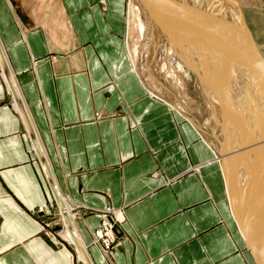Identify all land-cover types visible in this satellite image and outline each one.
I'll return each mask as SVG.
<instances>
[{"label": "crops", "instance_id": "obj_1", "mask_svg": "<svg viewBox=\"0 0 264 264\" xmlns=\"http://www.w3.org/2000/svg\"><path fill=\"white\" fill-rule=\"evenodd\" d=\"M128 6L0 0V49L46 161L0 63V264H85L57 196L92 264H256L221 161L134 63ZM95 209L117 214L107 259Z\"/></svg>", "mask_w": 264, "mask_h": 264}, {"label": "bare ground", "instance_id": "obj_2", "mask_svg": "<svg viewBox=\"0 0 264 264\" xmlns=\"http://www.w3.org/2000/svg\"><path fill=\"white\" fill-rule=\"evenodd\" d=\"M140 1L141 5L148 11L154 25L158 28L159 34L164 38L165 43L160 47V52L166 54L168 60L171 62L170 65H173L167 64V66L165 63L164 66L162 64V68L166 72L165 75L177 83L180 80L175 74V69H182L184 67L187 71L192 70L197 73L198 79L203 86L201 87L207 96L209 108L215 109L216 106L218 107L216 118L214 117L216 122L221 117L219 124H225L222 129L225 133L224 135L228 136L226 137L227 139H229V136L233 137L229 140L227 149H230L229 145H231V149H238L236 153H238L237 156L239 158L231 157L232 165H230L229 161L230 164L227 167L228 173L225 171V164L223 166L230 208L244 238L245 246L252 256L254 255L250 250V246L258 248L259 255L257 260L255 259V263L264 264V108L262 107L263 109H261V104L256 103L255 109L262 126L258 123L256 117L252 115V112L248 109L241 98L240 92L236 88L230 66L227 62L225 48L230 50L231 56L249 74L248 76L258 81L259 88L261 85H264V69L254 55V48L248 40L239 36L238 30H236L238 33L236 35L234 32L228 31L222 22L210 17L192 15V11L195 9L205 11L232 23L233 26H237H234L235 28H241L244 31L241 27L243 25L237 19L238 17H242L236 13V10L239 11L237 0H211L213 7H207V0L201 3L200 8L187 5L186 2H182L181 0V2L177 0ZM181 5L190 8V11L185 8L184 10L180 9ZM129 8H131V0L128 6V17L131 14ZM242 19L244 20L243 17ZM139 25L142 29V20L139 21ZM222 37L226 45H224ZM1 62L5 72L4 77L6 76L5 79L8 81L12 91L10 81L13 84L14 81L0 49ZM16 93L18 94L17 90ZM15 100L22 111L19 95ZM222 152L220 155H216L220 161L224 162L226 156H224V151ZM232 155H235V153ZM234 159L236 160L235 164H233ZM231 169H234L236 180L235 185L232 181L234 179L231 180L232 186L229 179ZM47 174L50 177L48 171ZM50 180L53 184L52 179ZM57 199L60 201L58 196ZM60 209L63 221L72 240L76 244L80 256L85 264H92L89 262L83 246L79 243L80 240H78L79 238L77 239V234H75L71 227L68 215L61 201ZM108 212L98 211L99 215L103 216L101 217V222L104 221L105 226H107L106 234L114 236L115 225L118 224L117 219L115 220L114 217L117 218V214L113 213V216H111ZM108 224L113 225L110 230ZM94 242L100 248L97 237ZM105 258L107 259L106 256Z\"/></svg>", "mask_w": 264, "mask_h": 264}, {"label": "rangeland", "instance_id": "obj_3", "mask_svg": "<svg viewBox=\"0 0 264 264\" xmlns=\"http://www.w3.org/2000/svg\"><path fill=\"white\" fill-rule=\"evenodd\" d=\"M181 1L186 2L187 5L200 8L201 3H204L207 0ZM237 3L239 5V11L236 10V13L238 16H242L244 20L242 19V17H238L237 19L243 25L241 27L244 29V33L246 34V36L248 38H253L255 44L258 46L260 53L264 57V0H237ZM206 4L207 7H213L211 0H208ZM130 10L131 34L128 46L130 48L131 55L134 58L135 65L138 67L140 73L145 78L148 87L152 89L151 91H149L150 94L156 97H163L171 105L175 112L182 115L184 114L187 119H190L199 129L200 134H203L202 136H204L206 141L213 148L215 154L220 155V153H223L222 151H224V156L226 157L224 158V162L221 161V163L222 167L225 164L224 168L226 173H228V164L231 163V157H238V153H236L238 149H231V145H229L230 149H227L229 140H231L233 137L231 138V136H229V139H227L226 137L228 136L224 135L225 133L222 129L225 124H219L221 117L219 118L218 122H216L215 118L218 107L216 106L217 108L215 107V109L209 108V105L207 103V96L202 88L203 86L198 79L199 77L197 76V73H195L194 71H187L184 67H182V69H175V74L180 80L177 83L171 78L167 77V75H165L166 72L165 70H163L162 66L165 63V65H170L171 62L168 60L166 54H162L160 52V47H162V44L165 43L164 38L161 36V34H159L158 28L156 27V25H154L152 18H150L148 14V11L143 5H141L140 0H131V8H129V11ZM140 20L143 21L142 29L139 25ZM222 40L224 42V45H226L223 37ZM225 52L236 88L240 92L242 100L244 101L248 109L252 112V115L256 117L258 123L262 125L257 116V110L255 109V106L257 103L261 104V109L264 108V85H261L259 88V84H257L258 81L252 79L251 76H248L249 74L235 61V58L231 56L230 50H227L225 48ZM233 153H235V155H232ZM235 159L233 164H235ZM230 165H232V163ZM230 172L232 175L230 174L231 178L229 175V179L230 185L232 186L236 183L234 177V169H231ZM231 180L233 181V184ZM39 210L40 208L36 209V211ZM58 215V210L53 205L49 221L51 218V221H54L53 223H58V225H61L60 221L57 220L58 217H56ZM94 241L95 239H93V244L95 243ZM112 244L114 245L116 243L114 242ZM112 244L110 245L111 248H109V251L100 244V249L104 252H102L103 255L105 254L104 257H109V252L113 249ZM70 249L72 248L70 247ZM76 251L78 252V250ZM70 252L71 256H75L77 260L75 249L69 251V254ZM78 255H80L79 252Z\"/></svg>", "mask_w": 264, "mask_h": 264}, {"label": "water", "instance_id": "obj_4", "mask_svg": "<svg viewBox=\"0 0 264 264\" xmlns=\"http://www.w3.org/2000/svg\"><path fill=\"white\" fill-rule=\"evenodd\" d=\"M181 6L182 7L179 6L180 9L184 10V8H185V9H187V10L190 11V8H186L183 5H181ZM192 15H194V16H200V17H210V18H213L214 20H217L219 22H222L223 25H225L227 27V30L230 31L231 33L234 32L236 35L239 33V36H241L245 40H248V42L252 45V47L254 48V55L260 61L261 65L263 66V69H264V58H263L262 54L260 53V51L258 49V46L255 44L253 38H251V37L248 38L246 36V34L244 33L245 31L241 30V28H235L237 26L234 25L235 26L234 27L232 23L227 22V21H224V19H222L220 17H217L216 15H212V14H210L208 12H205V11H201V10L195 9V10L192 11ZM236 30H238V33L236 32ZM1 65H2V62H1ZM10 85H11V88H12L13 95L15 96V98H18V94L16 93V87L14 86V84H13L12 81H10ZM21 114H22V116H23V118H24V120H25V122L27 124V127L29 129V132H30V134H31V136L33 138V142H34L35 148L37 150L38 156H39V158L41 160V163L43 164L42 166H44V168H45L46 164H44V163L46 161L44 160V157H43V155L41 153V150H40L38 144L34 141L35 135H34V133L32 131L31 126H30V123L28 121L27 115H25V113H24L23 110L21 111ZM46 176H47V174H46ZM47 178H49V177L47 176ZM48 181H49L50 185L52 186V183H51L50 179H48ZM54 196H55V193H54ZM55 198H56V196H55ZM56 201H57L58 206L60 208V201L57 198H56ZM240 212H241V210H240ZM56 228H59V227H55V229ZM257 249H258L257 247L255 248L254 246H250V250L252 251V253L254 255V256H252L253 259H254V261H255V259L257 260L258 255H259L258 254L259 251Z\"/></svg>", "mask_w": 264, "mask_h": 264}, {"label": "built area", "instance_id": "obj_5", "mask_svg": "<svg viewBox=\"0 0 264 264\" xmlns=\"http://www.w3.org/2000/svg\"><path fill=\"white\" fill-rule=\"evenodd\" d=\"M109 230L111 227H113V225L108 224ZM107 231V226H105V222L102 221L100 222V225L97 229L94 230L93 234L95 236V238L97 237L100 241L98 242L99 244H101L102 246H104L105 249H108V251L110 250L109 248H111V244L115 242L116 236H111L110 234H106ZM94 238V239H95ZM114 245L112 244V247Z\"/></svg>", "mask_w": 264, "mask_h": 264}]
</instances>
